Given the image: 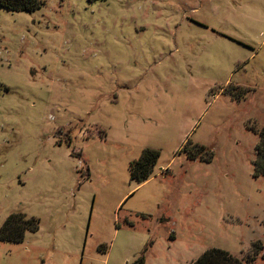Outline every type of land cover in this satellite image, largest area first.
<instances>
[{
	"label": "rangeland",
	"instance_id": "374dc122",
	"mask_svg": "<svg viewBox=\"0 0 264 264\" xmlns=\"http://www.w3.org/2000/svg\"><path fill=\"white\" fill-rule=\"evenodd\" d=\"M42 2L0 5V264H264V0Z\"/></svg>",
	"mask_w": 264,
	"mask_h": 264
},
{
	"label": "trees",
	"instance_id": "16d2710c",
	"mask_svg": "<svg viewBox=\"0 0 264 264\" xmlns=\"http://www.w3.org/2000/svg\"><path fill=\"white\" fill-rule=\"evenodd\" d=\"M89 2H97L99 0H88ZM0 5L13 11L34 12L43 5L42 0H0ZM239 87V86H238ZM237 87V88H238ZM247 90V89H246ZM244 95H236L229 89H225V93L234 100L241 101L245 98ZM260 142L257 145V159L254 162L255 177L264 176V128L259 131ZM192 145L190 141L183 147V152H186L188 158L192 161L200 159L203 152L208 151L205 146L193 145L194 150L188 149ZM211 161L214 153L208 151ZM160 158V152L155 149H146L138 160H135L130 165L131 179L144 183L151 179L154 169L157 166ZM39 222L34 217H28L23 213L11 214L3 226L0 228V240L12 243H21L24 241L27 232H37L39 230ZM262 246V245H261ZM263 248V247H262ZM256 257L251 259L241 260L234 257L229 252L221 249L207 250L200 258L192 264H254ZM133 264H145V258L139 257Z\"/></svg>",
	"mask_w": 264,
	"mask_h": 264
},
{
	"label": "crops",
	"instance_id": "0c3cea01",
	"mask_svg": "<svg viewBox=\"0 0 264 264\" xmlns=\"http://www.w3.org/2000/svg\"><path fill=\"white\" fill-rule=\"evenodd\" d=\"M162 170V169H161ZM153 178V176L151 177V179ZM150 180V179H149Z\"/></svg>",
	"mask_w": 264,
	"mask_h": 264
}]
</instances>
